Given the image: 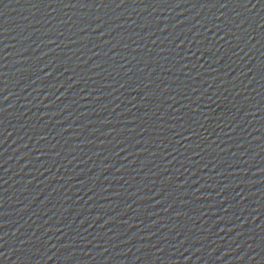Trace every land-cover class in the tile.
Here are the masks:
<instances>
[{
    "label": "water",
    "instance_id": "95a60500",
    "mask_svg": "<svg viewBox=\"0 0 264 264\" xmlns=\"http://www.w3.org/2000/svg\"><path fill=\"white\" fill-rule=\"evenodd\" d=\"M0 264H264V0H0Z\"/></svg>",
    "mask_w": 264,
    "mask_h": 264
},
{
    "label": "snow or ice",
    "instance_id": "6c2138e0",
    "mask_svg": "<svg viewBox=\"0 0 264 264\" xmlns=\"http://www.w3.org/2000/svg\"><path fill=\"white\" fill-rule=\"evenodd\" d=\"M65 6H67V5H65ZM224 5H221V7H223Z\"/></svg>",
    "mask_w": 264,
    "mask_h": 264
}]
</instances>
